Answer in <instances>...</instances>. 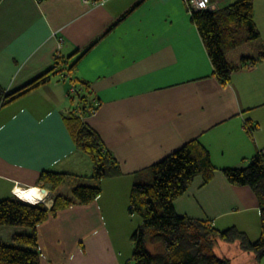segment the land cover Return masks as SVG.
I'll return each instance as SVG.
<instances>
[{"label": "crops", "instance_id": "crops-1", "mask_svg": "<svg viewBox=\"0 0 264 264\" xmlns=\"http://www.w3.org/2000/svg\"><path fill=\"white\" fill-rule=\"evenodd\" d=\"M138 1L0 0V88L14 91L54 68L45 84L0 108V200L20 186L49 194L39 181L43 170L94 184L93 162L67 125L71 111L98 132L122 172L101 181L94 201L60 209L37 226L41 264L128 262L131 235L141 223L128 210L136 174L194 138L216 169L207 183L196 176L175 199L177 214L209 219L220 230L234 226L250 240L260 236L255 192L232 184L222 169L264 154V58L222 84L185 0H143L71 72L62 69ZM235 1L211 0L217 8ZM253 5L259 37L250 44L258 55L264 52V0ZM79 80L89 86L85 103L97 106L92 114L82 110ZM30 231L0 225V242L12 244L15 234ZM214 250L231 264H264L239 241L218 239Z\"/></svg>", "mask_w": 264, "mask_h": 264}, {"label": "trees", "instance_id": "trees-1", "mask_svg": "<svg viewBox=\"0 0 264 264\" xmlns=\"http://www.w3.org/2000/svg\"><path fill=\"white\" fill-rule=\"evenodd\" d=\"M142 1L121 14L84 50L74 52V55L78 53V57L62 69L71 72L82 56ZM190 13L214 73L222 84L230 81L235 70L253 66L264 58V52L255 54L250 44L259 37L254 23L253 0H237L223 8L192 10ZM64 62L68 63L67 60ZM53 69L14 91L4 92L0 88V108L45 84ZM78 84L85 91V95H80L82 110L88 113L87 110L93 108V105L85 103L90 95L89 86L82 80ZM67 125L76 147L89 155L93 162L90 178L94 184L79 183L70 195H65L59 188L68 174L43 170L39 181L42 187L48 185L53 194L50 206L43 201L29 203L16 196L1 199L0 225L27 227L31 231L29 234H15L12 244L0 242V264H41L37 226L60 209L94 201L101 194L103 179L122 174L114 154L105 146L98 132L81 119V112L71 111L67 116ZM247 128L253 131L252 125L247 124ZM215 169L208 149L198 138H194L136 174L128 210L137 214L141 223L131 235L133 253L125 264H231L229 259L215 253L218 239L239 241L241 248L254 252L258 261L264 257V154L261 152H257L245 166L222 169L232 184L247 185L255 192L260 206L261 232L258 239L250 240L245 232L234 226L220 230L209 219L182 216L175 211V199L187 191L194 178L201 175L207 183ZM148 243L155 246V251L148 248Z\"/></svg>", "mask_w": 264, "mask_h": 264}, {"label": "built area", "instance_id": "built-area-1", "mask_svg": "<svg viewBox=\"0 0 264 264\" xmlns=\"http://www.w3.org/2000/svg\"><path fill=\"white\" fill-rule=\"evenodd\" d=\"M86 1H91L92 3H104L105 1H107V0H86ZM185 3H186V5H187V8H188V11L189 12H191L192 10L193 11H198V10H203V9H209V8H216V5L213 3V2H211V0H185ZM201 5H203V6H201ZM74 90V89H73ZM95 107H97V106H93V108L92 109H90V110H87L88 111V113L89 114H92V113H94L95 112V110H96V108ZM253 128H251V130H252ZM39 189H41V188H39ZM41 190H45V189H41ZM47 192V191H46ZM19 194L16 192V190H15V196L16 197H18V198H20L19 196H18ZM47 197H48V192H47V196H46V199H47ZM21 199V198H20ZM45 199V200H46ZM23 200V199H22ZM44 200V201H45ZM43 201V202H44ZM40 202H42V201H40ZM38 203V202H37Z\"/></svg>", "mask_w": 264, "mask_h": 264}, {"label": "bare ground", "instance_id": "bare-ground-1", "mask_svg": "<svg viewBox=\"0 0 264 264\" xmlns=\"http://www.w3.org/2000/svg\"><path fill=\"white\" fill-rule=\"evenodd\" d=\"M16 192L21 199L32 203L40 202V200L46 198V191L41 190L38 187L22 188L20 186L16 188Z\"/></svg>", "mask_w": 264, "mask_h": 264}, {"label": "rangeland", "instance_id": "rangeland-1", "mask_svg": "<svg viewBox=\"0 0 264 264\" xmlns=\"http://www.w3.org/2000/svg\"><path fill=\"white\" fill-rule=\"evenodd\" d=\"M62 78V77H61ZM80 183V182H79ZM78 182H76L75 180H73V179H66L65 181H64V183L62 184V186L59 188V190H60V192H62V193H64L65 195H70L71 194V190L73 189V187L75 186V185H77V184H79ZM82 183V182H81ZM52 196H53V194L52 193H49L48 194V197H47V199L45 200V199H43L42 201H44L45 202V204L47 205L49 202H50V199L52 200ZM147 246H148V248L150 249V250H152L153 251V249H154V247L155 246H153V245H151L150 243H148L147 244ZM159 247L161 248V246L159 245ZM264 262V261H263Z\"/></svg>", "mask_w": 264, "mask_h": 264}, {"label": "clouds", "instance_id": "clouds-1", "mask_svg": "<svg viewBox=\"0 0 264 264\" xmlns=\"http://www.w3.org/2000/svg\"><path fill=\"white\" fill-rule=\"evenodd\" d=\"M201 6H203V5H201Z\"/></svg>", "mask_w": 264, "mask_h": 264}, {"label": "water", "instance_id": "water-1", "mask_svg": "<svg viewBox=\"0 0 264 264\" xmlns=\"http://www.w3.org/2000/svg\"><path fill=\"white\" fill-rule=\"evenodd\" d=\"M27 202V201H26Z\"/></svg>", "mask_w": 264, "mask_h": 264}]
</instances>
